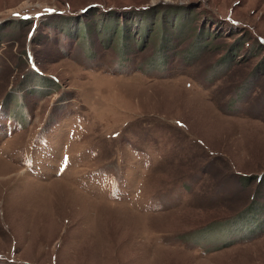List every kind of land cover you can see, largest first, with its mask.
<instances>
[{
  "label": "rangeland",
  "instance_id": "obj_1",
  "mask_svg": "<svg viewBox=\"0 0 264 264\" xmlns=\"http://www.w3.org/2000/svg\"><path fill=\"white\" fill-rule=\"evenodd\" d=\"M0 264H264V0H0Z\"/></svg>",
  "mask_w": 264,
  "mask_h": 264
}]
</instances>
